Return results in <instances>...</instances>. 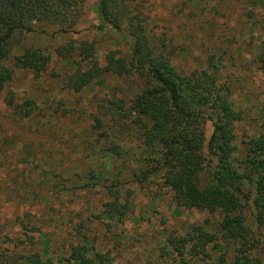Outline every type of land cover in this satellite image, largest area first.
Returning <instances> with one entry per match:
<instances>
[{
  "label": "rangeland",
  "instance_id": "1",
  "mask_svg": "<svg viewBox=\"0 0 264 264\" xmlns=\"http://www.w3.org/2000/svg\"><path fill=\"white\" fill-rule=\"evenodd\" d=\"M136 3L146 18L150 41L175 52L172 63L178 70L207 69L219 60L218 83L230 87L232 103L243 110L247 120L237 126L236 135L239 139L250 136L261 119L260 109H264V74L253 62L264 41V0ZM96 6L97 0H87L74 31L61 35L43 27L40 34L26 35L9 57L7 66L16 64L13 78L0 90V264H27L21 259L37 254L55 263L66 255L71 243H77V231L120 264L164 263L160 248L165 238H181L192 226L207 221L205 229L212 231L219 221L218 216L204 211L178 208L160 177L149 179L141 188L134 181L137 165L131 153L117 159L116 167L121 172V196L128 193L133 203L132 215L123 226L114 228L96 219L97 210L109 200L105 186L114 177L104 174L103 180L107 177L109 182L102 180L103 186L81 189V180L94 165L92 148L99 146L101 151L111 144L101 135L102 130L92 128L96 125L93 116L99 115L101 104L132 98L141 87L133 78L107 77L92 81L78 93L66 88L77 64L58 57L57 49L71 42L92 45L101 67L109 53L129 57L128 40L111 28L97 30ZM25 48L49 53L51 60L38 78L22 63ZM7 96L22 110L29 101L36 109L29 118H20L6 106ZM62 110L68 111L66 116ZM210 133L207 125L206 135ZM115 144L123 146L122 152L125 147H137L133 135L121 137ZM55 196L60 198L55 200ZM46 243L49 247L44 249ZM258 254L264 264V238ZM219 255L212 251L206 264H213ZM232 257L229 252L227 258Z\"/></svg>",
  "mask_w": 264,
  "mask_h": 264
},
{
  "label": "trees",
  "instance_id": "2",
  "mask_svg": "<svg viewBox=\"0 0 264 264\" xmlns=\"http://www.w3.org/2000/svg\"><path fill=\"white\" fill-rule=\"evenodd\" d=\"M86 3L87 0H0V90L12 81L16 64L7 66L9 57L26 35L42 32L43 27L61 35L74 31ZM96 15L97 30L111 28L129 41V57L116 58L109 53L106 65L101 67L92 45L71 42L57 49L58 57L77 64L76 71L66 80V88L78 93L92 81L107 77L133 78L141 85L132 98L106 101L98 107L99 115L93 116L96 125L92 128L102 130L101 135L109 138L111 144L101 147V151L99 146L92 148L94 165L81 180V189L103 186L101 182H109V175L114 177L105 186L109 200L97 210L96 219L114 228L123 226L132 215L134 206L128 193L121 196V172L116 167L117 159L131 153L137 165L134 181L141 188L149 179L160 177L178 208L197 209L219 217L212 231L205 229L207 221L206 225L192 226L181 238H165L160 248L164 263L146 264H206L212 251L220 253L213 264H263L258 252L264 238V109H260L261 119L251 135L239 139L237 126L247 120L243 110L232 103L230 87L218 83L219 60L207 69L178 70L172 63L175 52L150 41L146 18L136 0H97ZM21 60L38 78L51 58L45 49L25 48ZM253 62L264 74V41ZM4 101L20 118H29L36 109L29 101L22 110L14 105L11 96ZM67 113L62 110V116ZM207 125L211 127L209 136ZM132 135L137 141L136 149L125 147L122 152L123 146L115 142ZM94 152L100 154V159ZM104 174L107 177L103 180ZM42 200L48 202V198ZM77 232L79 240L71 243L57 262L38 254L21 261L120 264ZM48 247L46 243L44 249ZM229 252L233 254L231 260L227 258Z\"/></svg>",
  "mask_w": 264,
  "mask_h": 264
}]
</instances>
